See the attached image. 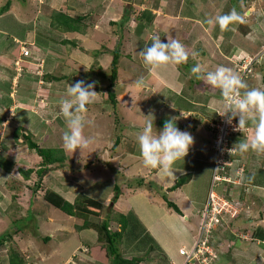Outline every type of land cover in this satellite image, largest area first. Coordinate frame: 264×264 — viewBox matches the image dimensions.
Here are the masks:
<instances>
[{
  "label": "rangeland",
  "instance_id": "374dc122",
  "mask_svg": "<svg viewBox=\"0 0 264 264\" xmlns=\"http://www.w3.org/2000/svg\"><path fill=\"white\" fill-rule=\"evenodd\" d=\"M8 3L9 9L2 13ZM233 9L242 20L231 22L222 30L216 18ZM57 10L71 17L86 16L82 34L52 28L51 15ZM209 19L214 21L212 25L207 23ZM197 35L199 40L195 42ZM154 36L164 43L168 38L178 40L188 53L187 63H168L149 71L140 52L150 46ZM236 36L256 44L250 52L264 46V0H0L4 55L11 50L14 53H9L10 58H17L23 47L32 51L31 57L20 65L18 61L12 66L6 59L2 63L7 76L0 78V105L8 110L0 111V236L10 231L12 237L0 246V264H11L14 255L26 264L112 263L102 246L97 245L96 232L76 231L83 219L68 216L46 202L45 195L50 191L70 202L85 193L97 202L89 204L101 209L102 219H113L119 212H135L160 247L151 249L144 228L133 222L122 243L125 257H143L141 264H185L186 258L179 250H191L198 239L212 189L228 203L229 209L226 212L222 207L223 213H216L213 222H208L216 240L214 247L219 255L223 254L216 264H264V239L257 235L264 229V153H231L239 140L254 137V125L249 121L243 132L230 136L221 157L225 164L218 170L222 179L214 182L218 154L211 129L220 118L217 111L223 110L222 105L215 103L220 90L191 73V68L199 64L205 72L223 66L243 76L241 68L249 63L248 58L231 54L226 58L217 51L221 43L224 49L228 45L231 49L230 42L241 44L243 39ZM211 37L215 38V46ZM64 40H73L77 46ZM119 45L118 82L111 87L118 99L115 112L103 95L110 82L113 51ZM207 48L211 54L204 56ZM209 55L213 57L210 62L206 59ZM43 56L46 59L42 60ZM27 66L31 71H26ZM21 73L17 81L15 76ZM256 73L255 69L250 70L244 80L239 75L249 90L263 89ZM75 78L93 83L97 92L94 102L82 113L91 122L86 123L84 135L92 141L83 153L64 149L62 137L68 130L60 114L64 99L55 98L59 103L57 110L49 109L50 102L46 103L51 91L49 83L52 96H62L63 91L67 95L68 83ZM141 79L145 83L138 85ZM38 83L44 85L45 91L36 93L31 88ZM172 118L181 131L193 136L194 143L185 159L173 166L174 175L165 176L157 169L144 167L137 136L146 120H154L160 130L161 121ZM3 119L8 121L4 124ZM24 133L30 134L40 147L62 148L66 153L65 166H53L38 192L35 185L42 158L28 148ZM117 137L121 142L115 148ZM29 169L34 173L27 179L23 172ZM186 175L187 183L172 191L176 181ZM139 177L157 194L154 191L148 195L145 187H128ZM116 184L121 195L112 204ZM165 193L184 216L167 208L160 197ZM134 224L139 227L134 229ZM112 225L116 227L117 222L112 221Z\"/></svg>",
  "mask_w": 264,
  "mask_h": 264
},
{
  "label": "clouds",
  "instance_id": "9594fccd",
  "mask_svg": "<svg viewBox=\"0 0 264 264\" xmlns=\"http://www.w3.org/2000/svg\"><path fill=\"white\" fill-rule=\"evenodd\" d=\"M240 20H242L241 15L233 9L229 14L217 17L215 22L223 30L229 23ZM207 23L212 25L214 21L209 19ZM140 56L149 71L168 63L182 65L188 61V53L178 40L168 38V42L164 43L158 36L152 38V43L140 52ZM191 73L197 80H202L220 90L223 110H218L217 113L221 117H225L226 123L229 125L238 117V124L234 130L243 132L249 121L254 125V137L239 140L231 149V153L237 150L241 154L250 150L264 153V90L252 88L241 92L242 89H248V86L239 75L223 66L218 67L215 71L205 72L197 64L191 68ZM137 83L143 85L145 81L141 79ZM94 89L93 83L77 81L75 84L69 85L68 98L60 103V114L65 119L68 129L62 137L65 151L74 153L79 150L83 153L92 142L91 138L84 135L86 123L90 124L91 122L86 121L82 113L87 105L94 102L97 96ZM253 111L258 113V119H253ZM137 143L144 167L157 169L165 176H172L175 171L173 166L178 161L184 160L189 154L194 138L189 132L181 131L177 127L175 118L166 120L160 130L155 127L154 120L149 119L143 123L142 130L137 136ZM212 236V246L215 250L213 245L215 237L213 234ZM218 258L219 254H217L214 264L217 263Z\"/></svg>",
  "mask_w": 264,
  "mask_h": 264
},
{
  "label": "trees",
  "instance_id": "16d2710c",
  "mask_svg": "<svg viewBox=\"0 0 264 264\" xmlns=\"http://www.w3.org/2000/svg\"><path fill=\"white\" fill-rule=\"evenodd\" d=\"M10 4L8 3L5 5L1 12H5L9 9ZM86 21V16L79 15L77 17H71L70 15L63 13L61 11H54L51 15V27L56 30H63L65 32H72V33H78L82 34V31L84 29L83 22ZM116 24V23H115ZM86 25V24H85ZM143 25H145L143 23ZM147 25V24H146ZM84 26V27H83ZM150 26V24H149ZM147 26V27H149ZM83 27V28H82ZM154 27V26H153ZM87 28V27H86ZM159 35L160 33L158 30L156 31ZM64 43H70L73 44L75 47L77 46L75 41L73 40H64ZM120 45L115 48L113 51V60L111 63V66L109 68L110 75L108 79L110 80L109 85L107 87V91L104 96V100L107 102V104H110L114 111L118 110V99L117 94L114 92L111 87L118 82V63L121 57L120 52ZM94 69V68H93ZM181 70V69H180ZM263 84V90H264V80L262 79ZM165 121H161L162 126H164ZM179 127V126H178ZM17 130V129H16ZM212 130V129H211ZM24 141L26 142V145L30 150H34L38 156L42 158L41 161V167L37 170L38 175V181L35 185V192H38V190L41 188L44 177L47 173H49L53 166H55L57 169H62L65 166L66 161V153L64 149L62 148H43L40 147L36 142L32 140L30 137V134H22ZM18 137V136H17ZM16 137V139H18ZM120 138L117 137L116 142L114 144V147L116 148L120 144ZM25 177L28 179L32 173H34L33 169H29L27 171L23 172ZM188 176H184L176 181V183L171 187V190H177L180 187H182L185 183L188 181ZM145 181L143 177H139L134 179V181H131L128 183V187L130 188H143L147 191L148 195L156 192L155 189H150L147 185L145 186ZM120 186L116 184L114 187L115 190V196L112 199L113 203L115 204L117 200L119 199L121 195ZM34 192V193H35ZM160 192V191H159ZM162 192V190H161ZM160 192V193H161ZM157 194V192H156ZM162 198V201L166 203V206L169 210H172L173 212L182 215L183 213L180 209V207L172 200H170L167 197V194L160 195ZM45 200L48 204L52 205L53 207L61 210L63 213H65L68 216L76 217L83 219V224L76 225V231L81 234L83 231L91 230L96 232L97 238L96 243L97 245H101L102 248L106 251V256L109 260V262H112L111 264H141V262L144 260L143 257H132L127 258L125 257V253L122 252V243L124 240V235L131 230V224L136 222L139 228H142L143 230V223L139 220L138 215L135 212H131L130 214H124L122 212L116 213V217L113 219L108 216L105 219L101 218V209L99 207H95L90 205L89 203H97L91 198H89L85 193H81L77 196L75 202H70L66 200L63 196H61L58 192L50 191L45 195ZM32 204V201H31ZM30 204V205H31ZM110 210L113 211V207H110ZM112 221H116L117 225L114 227L112 225ZM136 224H134V229ZM10 232V231H9ZM7 232L5 234H2L0 236V246H2L8 238L12 237V233ZM135 232V231H134ZM144 234H147L149 240L151 241L150 248L153 249L155 247H160L159 243L157 242L156 238L149 232H147L144 228ZM257 235L259 238L264 239V229H260L259 232H257ZM49 238H47L48 240ZM215 243L213 244L215 246ZM217 254L218 251L215 248ZM82 251V250H81ZM223 255V254H222ZM222 255H219V258L222 257ZM26 262V261H25ZM24 259L20 258L18 255H14L10 258L11 264H24ZM26 264V263H25ZM168 264V263H167ZM174 264V262H172Z\"/></svg>",
  "mask_w": 264,
  "mask_h": 264
},
{
  "label": "built area",
  "instance_id": "2783aa9c",
  "mask_svg": "<svg viewBox=\"0 0 264 264\" xmlns=\"http://www.w3.org/2000/svg\"><path fill=\"white\" fill-rule=\"evenodd\" d=\"M22 54L23 56H29L30 51L23 47ZM259 57H264V46L261 48L260 55H258V57L255 59H249V63L246 64V66H244V68L241 70L243 76H246L247 71L250 72L254 61L258 60ZM219 117L220 118L218 119V122L212 124V131L215 134L214 146L216 147L215 149L218 154L216 160V170L214 173V182L221 181L222 179V177L218 175V170L221 165L225 164L221 157L223 151L227 148L230 136L235 132H240L234 130V127L238 124L237 118L233 120L231 125H229L226 123L225 117ZM227 205L228 203L225 200L222 201V197L220 198L219 195L212 189L209 194L208 202L204 208L203 223L198 239H196L191 250L188 251L184 248L180 250V254L186 258L185 264H214L215 259L217 258V253L212 246L213 236L211 234L212 231L208 222H213L216 213L219 216L223 213L222 207H224V211L227 212V210H229ZM216 220L218 221V219ZM174 264L176 263L174 262Z\"/></svg>",
  "mask_w": 264,
  "mask_h": 264
},
{
  "label": "crops",
  "instance_id": "0c3cea01",
  "mask_svg": "<svg viewBox=\"0 0 264 264\" xmlns=\"http://www.w3.org/2000/svg\"><path fill=\"white\" fill-rule=\"evenodd\" d=\"M186 2V1H185ZM239 38V39H238ZM238 38H237V36H236V39H238V40H242V43L241 44H236V45H234L232 42H230V44H232V45H230V47H231V49H229V45H228V48L227 49H224L223 48V44L221 43V44H219V46H218V49L219 50H217V51H219V54H221L222 56H225L226 58H228V54H231L230 56H234V55H240V56H242V58L244 57V58H248L247 59V61L249 60V59H255V58H257L258 57V55H260V52H261V48L262 47H260V48H257V50H255V51H251L250 52V50L249 49H251V48H253L256 44H254V43H252L251 41H248V40H245L243 37H239L238 36ZM215 38H213V37H211V44H212V46H215V40H214ZM16 40V39H15ZM196 41L195 42H197V40H199V37H198V35H197V37H196V39H195ZM203 40H207L206 38H203ZM18 42L20 43V41L18 40ZM3 42H0V73H2V72H4L3 73V75H1L0 76V78H2V79H4L5 78V76H7V71H6V69L4 68V66L2 65V63H3V61H4V59H6L7 60V63L9 64V62L11 63V65L13 66V64H14V66H15V62H18L19 61V65H20V62L21 63H23L22 61H23V59L25 60V59H29L30 57H28V56H22L23 54H22V52H21V50H20V48H19V52H18V55H17V58L16 57H12V58H10V54L11 53H14L13 51H8L7 52V54H5L4 55V48L2 47L3 46ZM7 44V43H6ZM210 44V45H211ZM8 47V45H6L5 46V49ZM207 47V46H206ZM256 47V46H255ZM1 48H3V49H1ZM210 49H212V47L210 48ZM33 50V49H32ZM206 50H208V48L206 49ZM214 51H215V47H214V49H213ZM31 51V50H30ZM10 53V54H9ZM30 54H32V51L30 52ZM206 54H211L210 53V50H208V51H204V56L206 55ZM22 56V57H21ZM44 56H46L45 54H44ZM43 56V59L42 60H44V59H46V57H44ZM209 56H211V57H208L207 56V58L206 59H208V62H210L211 61V58H213L212 57V55H209ZM53 63H55V61L53 62ZM43 64H45V63H43ZM22 65V67H24L23 66V64H21ZM8 65H6V67H7ZM47 65L45 64V67H46ZM26 68H28V66L26 67ZM243 68H241V70H242ZM254 69H255V72H257L256 74L258 75V80L260 79V80H264V57H259L258 58V60H256V61H254V63H253V66L251 67V70H253L254 71ZM26 71H31V70H29V68H28V70H26ZM179 71V70H178ZM23 72H24V69H23ZM241 73H242V71H241ZM22 75V73L21 74H17V76H15V79L17 80V81H19L20 80V76ZM239 75H241V74H239ZM248 75V76H247ZM246 76H242L241 75V78L244 80V79H247L248 77H249V73L247 74ZM29 77V76H28ZM51 79L52 80H54L55 82H58V80H56L55 78H52L51 77ZM58 79H60V78H58ZM77 78H75V79H73L72 81H69V83H68V87H69V85H71V84H75L77 81H81V80H76ZM242 80V81H243ZM17 81H15V82H17ZM43 81V80H42ZM41 81V82H42ZM74 81H76V82H74ZM244 82V81H243ZM2 83L4 84V82L2 81ZM244 83H246V82H244ZM13 84H15L14 82H13ZM40 83H38V85L36 84V85H32L31 86V88H33V89H35L36 90V93L38 92V90L40 91L41 90V92H42V90L43 91H45V89L44 88H42V86H44V85H39ZM262 84V83H261ZM37 86V87H36ZM49 86H50V93L48 94V97L46 98V103H48V105H49V102H50V105H51V107H49V109H52V110H57V105L59 104L58 102H55L56 100H55V98H58L59 100H61V99H67L68 98V96L66 95V93L64 94V92H66V91H63L62 93V96H57L56 94H55V96L53 97L52 96V91H53V89L51 88L52 87V83H49ZM258 87H261V85H258ZM249 90V89H248ZM263 90V89H262ZM215 92H214V94H217V91L216 90H214ZM243 91H245V89L243 90ZM34 94L35 93H33V95H32V97H34ZM64 95H66L67 97H64ZM217 96H219L217 99H215V100H217L215 103L216 104H218V105H222V103H220L219 104V102H222V96H221V94H220V91H219V93L217 94ZM34 99V98H33ZM1 100L2 99H0V102H1ZM54 101V102H52V104L53 105H56V108H53L52 107V104H51V101ZM22 102H24L23 100H22ZM45 102V101H44ZM45 103V104H46ZM23 104V103H22ZM24 105V104H23ZM222 107V106H221ZM11 108H16V106L15 107H11ZM29 109H32L31 107H28ZM8 110V108H2L1 107V105H0V111H2V112H4V111H7ZM28 112H30V111H28ZM32 113V112H31ZM33 114H35V113H33ZM254 114V115H253ZM36 115V114H35ZM252 115L253 116H258V113H256L255 111H253L252 112ZM252 116V117H253ZM35 117V116H34ZM3 121H4V124L8 121V120H5V119H3ZM264 187V185H262V189H261V191L264 189L263 188ZM261 191H259L258 192V194H260V196H262L263 195V192H261ZM206 206V205H205ZM205 208V207H204ZM182 211V210H181ZM200 212V211H199ZM177 214V213H176ZM179 215V214H178ZM183 216H184V213H183ZM187 218H189V217H186V219ZM148 228V227H147ZM168 260H171V258H170V256H168ZM72 262L73 261H71V263H69V264H72ZM172 262H174V261H172ZM68 264V263H67Z\"/></svg>",
  "mask_w": 264,
  "mask_h": 264
}]
</instances>
